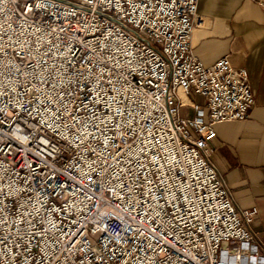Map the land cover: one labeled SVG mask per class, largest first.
Wrapping results in <instances>:
<instances>
[{"label":"built area","instance_id":"1","mask_svg":"<svg viewBox=\"0 0 264 264\" xmlns=\"http://www.w3.org/2000/svg\"><path fill=\"white\" fill-rule=\"evenodd\" d=\"M197 7L0 0V264H264L210 160L249 75L194 55Z\"/></svg>","mask_w":264,"mask_h":264},{"label":"crops","instance_id":"2","mask_svg":"<svg viewBox=\"0 0 264 264\" xmlns=\"http://www.w3.org/2000/svg\"><path fill=\"white\" fill-rule=\"evenodd\" d=\"M205 18L194 29L192 51L205 65L223 57L247 70L255 104L243 121L215 125L210 160L237 209L256 207L254 228L264 246V11L254 0H198ZM190 100L201 102L192 94Z\"/></svg>","mask_w":264,"mask_h":264}]
</instances>
